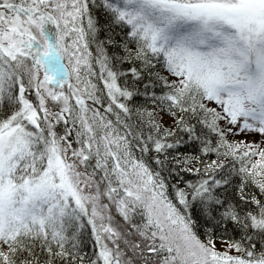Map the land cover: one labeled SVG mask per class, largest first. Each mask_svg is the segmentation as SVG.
<instances>
[{
	"label": "snow or ice",
	"instance_id": "snow-or-ice-1",
	"mask_svg": "<svg viewBox=\"0 0 264 264\" xmlns=\"http://www.w3.org/2000/svg\"><path fill=\"white\" fill-rule=\"evenodd\" d=\"M0 264H264V0H0Z\"/></svg>",
	"mask_w": 264,
	"mask_h": 264
}]
</instances>
